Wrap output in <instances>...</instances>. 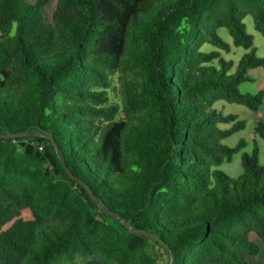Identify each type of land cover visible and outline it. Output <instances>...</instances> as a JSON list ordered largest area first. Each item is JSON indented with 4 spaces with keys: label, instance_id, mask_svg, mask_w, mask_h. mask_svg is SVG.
<instances>
[{
    "label": "trees",
    "instance_id": "obj_1",
    "mask_svg": "<svg viewBox=\"0 0 264 264\" xmlns=\"http://www.w3.org/2000/svg\"><path fill=\"white\" fill-rule=\"evenodd\" d=\"M48 3L0 0V135L36 133L0 139V264H170L121 218L174 264H253L264 165L256 138L223 143L247 121L217 105L264 106L240 91L264 0H58L52 22ZM221 28L249 50L235 69Z\"/></svg>",
    "mask_w": 264,
    "mask_h": 264
},
{
    "label": "rangeland",
    "instance_id": "obj_2",
    "mask_svg": "<svg viewBox=\"0 0 264 264\" xmlns=\"http://www.w3.org/2000/svg\"><path fill=\"white\" fill-rule=\"evenodd\" d=\"M28 2L32 5H36L39 0H28ZM58 0H49V3L42 9V14L44 18L48 22H52L53 12L57 8ZM244 23L246 26V31L248 34H251L254 38V46L256 47V55L260 58H264V35L259 32L254 23V19L251 15H248L244 18ZM221 38L231 46V50L229 52L222 51V58L228 62H234V69L239 64L240 60L243 56L248 53L249 50L236 47L233 44V39L229 32L226 29H219L218 31ZM248 76L251 78L250 80L242 83L240 85V91L244 94H256L260 91H264V68L258 67L249 70ZM218 109L225 114H238L240 119L247 121V126L245 130L234 133L232 136L228 137L223 141V143L230 147H235L242 139L248 141V146L244 149V152L252 153L253 151V140L257 139V144L259 147V161L260 164L264 165V139L254 135V130L257 122H264V106L259 112H252L247 107L238 105V104H230L224 101H220L217 105ZM241 153L237 154L231 163H224L220 169L225 171L229 176L236 178L243 173V168L241 165ZM22 216L25 219L31 218V211L26 209L23 211ZM9 225L6 226L9 227ZM252 240L258 242L261 245V252L257 259H254L253 264H263L264 263V242L259 238V236L255 233H252ZM165 260L163 259L161 264H164Z\"/></svg>",
    "mask_w": 264,
    "mask_h": 264
},
{
    "label": "water",
    "instance_id": "obj_3",
    "mask_svg": "<svg viewBox=\"0 0 264 264\" xmlns=\"http://www.w3.org/2000/svg\"><path fill=\"white\" fill-rule=\"evenodd\" d=\"M30 135H36V133H29V132H21V133H12V134H5V135H0V139L1 138H17V137H23V136H30ZM50 140H52L53 142L55 141L53 136L50 134L47 136ZM57 151L59 153V156H60V161L63 165V167L66 169L67 173L69 174V176L74 179V180H77V178L73 175V173L71 172L70 168L68 167V165L66 164V161H65V158L63 156V154L60 152V149L57 147ZM82 185H84L89 193H90V196L91 198L98 202V199L97 197L94 195L93 191L91 190L90 187H88L84 182H81ZM107 211H109L110 213H112L113 215H115L116 217H119L115 212H112L111 210L107 209ZM120 218V217H119ZM123 224L128 228V229H131L133 233H138V234H142V235H145V236H148L150 238H153L155 240H157L166 250L169 251V253L171 254V262L170 264H174L175 262V256L174 254L172 253L171 249L169 248V246L163 241L161 240L157 235L155 234H152L150 232H147V231H144V230H139V229H133L131 224L129 222H127L124 218H121Z\"/></svg>",
    "mask_w": 264,
    "mask_h": 264
}]
</instances>
